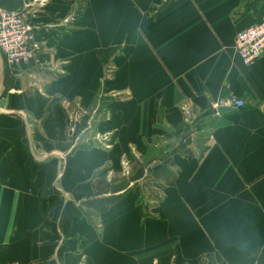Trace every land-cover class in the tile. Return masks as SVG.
Returning <instances> with one entry per match:
<instances>
[{
    "label": "crops",
    "instance_id": "crops-1",
    "mask_svg": "<svg viewBox=\"0 0 264 264\" xmlns=\"http://www.w3.org/2000/svg\"><path fill=\"white\" fill-rule=\"evenodd\" d=\"M2 11L40 47L0 52V264H264V54L235 49L264 0Z\"/></svg>",
    "mask_w": 264,
    "mask_h": 264
},
{
    "label": "built area",
    "instance_id": "built-area-1",
    "mask_svg": "<svg viewBox=\"0 0 264 264\" xmlns=\"http://www.w3.org/2000/svg\"><path fill=\"white\" fill-rule=\"evenodd\" d=\"M39 47L34 29L28 24L23 11L0 13V52L6 57L9 65L29 62ZM235 49L245 65H252L264 54V19L258 25L239 32ZM222 107L242 109L245 103L236 97H228L213 104L215 111ZM76 128L77 119H73L69 133L74 135Z\"/></svg>",
    "mask_w": 264,
    "mask_h": 264
},
{
    "label": "rangeland",
    "instance_id": "rangeland-1",
    "mask_svg": "<svg viewBox=\"0 0 264 264\" xmlns=\"http://www.w3.org/2000/svg\"><path fill=\"white\" fill-rule=\"evenodd\" d=\"M175 145V144H174ZM184 146V145H183ZM159 147H161V150H158V151H160V153L158 152V155L157 156H159V155H165V154H167V152H168V150H167V148H165V147H163V146H161V145H159ZM179 147V146H178ZM177 147V148H178ZM176 148V149H177ZM171 150V149H170ZM123 180V177L121 176V178L119 179V182L120 181H122ZM124 184L126 183V182H123ZM146 187V184L143 186V188H145Z\"/></svg>",
    "mask_w": 264,
    "mask_h": 264
},
{
    "label": "water",
    "instance_id": "water-1",
    "mask_svg": "<svg viewBox=\"0 0 264 264\" xmlns=\"http://www.w3.org/2000/svg\"><path fill=\"white\" fill-rule=\"evenodd\" d=\"M233 110L231 107H222L218 109L219 114H223L224 112Z\"/></svg>",
    "mask_w": 264,
    "mask_h": 264
}]
</instances>
